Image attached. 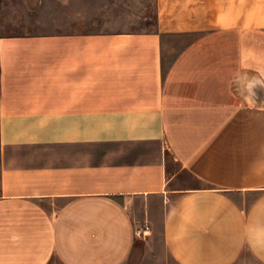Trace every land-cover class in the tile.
<instances>
[{
  "label": "crops",
  "instance_id": "0c3cea01",
  "mask_svg": "<svg viewBox=\"0 0 264 264\" xmlns=\"http://www.w3.org/2000/svg\"><path fill=\"white\" fill-rule=\"evenodd\" d=\"M222 1L175 57L0 37V264H127L158 210L175 264H264V0Z\"/></svg>",
  "mask_w": 264,
  "mask_h": 264
},
{
  "label": "rangeland",
  "instance_id": "374dc122",
  "mask_svg": "<svg viewBox=\"0 0 264 264\" xmlns=\"http://www.w3.org/2000/svg\"><path fill=\"white\" fill-rule=\"evenodd\" d=\"M216 1V2H215ZM0 0V37L64 33H145L164 32L165 46L172 57L194 36L179 34V28L207 24L223 11L222 0ZM183 30V29H182ZM138 225L148 230L147 240L140 239L137 251L127 264H175L165 252L162 214Z\"/></svg>",
  "mask_w": 264,
  "mask_h": 264
},
{
  "label": "built area",
  "instance_id": "2783aa9c",
  "mask_svg": "<svg viewBox=\"0 0 264 264\" xmlns=\"http://www.w3.org/2000/svg\"><path fill=\"white\" fill-rule=\"evenodd\" d=\"M137 230V235L138 236H146L148 233H149V229L148 230H146V229H144V230H141V229H136Z\"/></svg>",
  "mask_w": 264,
  "mask_h": 264
}]
</instances>
